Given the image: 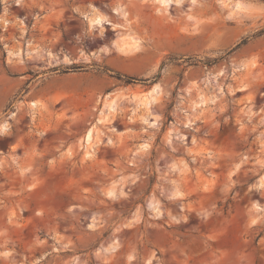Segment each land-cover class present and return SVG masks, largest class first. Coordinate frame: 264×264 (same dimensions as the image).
<instances>
[{
  "label": "rangeland",
  "instance_id": "rangeland-1",
  "mask_svg": "<svg viewBox=\"0 0 264 264\" xmlns=\"http://www.w3.org/2000/svg\"><path fill=\"white\" fill-rule=\"evenodd\" d=\"M237 1L0 0V264H264V0Z\"/></svg>",
  "mask_w": 264,
  "mask_h": 264
},
{
  "label": "bare ground",
  "instance_id": "bare-ground-1",
  "mask_svg": "<svg viewBox=\"0 0 264 264\" xmlns=\"http://www.w3.org/2000/svg\"><path fill=\"white\" fill-rule=\"evenodd\" d=\"M154 1H156L159 5H161L164 9H166V7L169 5V3L171 2V0H154ZM230 1V0H229ZM224 3L226 2V1H223ZM222 2V3H223ZM232 2H233V0H232ZM241 2L240 1H235V2H233V4L232 5H230V6H232V7H230L231 9H234V10H238V9H241V7L243 6L242 4H240ZM226 4L227 3H225V6H226ZM242 5V6H241ZM224 6V5H223ZM228 7V6H227ZM229 8V7H228ZM227 8V9H228ZM243 8V7H242ZM232 11V10H231ZM97 15V14H96ZM101 20H102V18L100 17V16H94V17H91L90 18V21L89 22H91V23H99V22H101ZM90 23V24H91ZM119 40V39H118ZM138 42H139V40L137 41L136 39H132V38H129V40L128 41H126V40H124V39H120L119 40V42L117 43V46H116V49L118 50V51H120V52H128V51H130V50H133V49H135V48H137L138 47ZM156 86L157 85H153L152 86V88L148 91V92H146V93H143V94H146L145 95V97H143L146 101H144L145 102V105H149L150 103H152L155 99H156V97H155V92H156ZM157 94V93H156ZM114 100H112L111 99V101H107L106 102V107H107V109H109V110H112V109H114ZM143 102V103H144ZM31 104L33 105L34 104V102L32 101L31 102ZM148 107V106H147ZM101 119H102V117H101ZM154 122L155 121H152V122H150V123H153L152 125H154ZM3 125V124H2ZM1 125V127H3V128H6V127H4V126H2ZM3 128H0V129H3ZM90 130L86 133V135L84 136L85 137V141H88L89 140V136H90ZM144 146H147L148 144L147 143H144L143 144ZM90 153V152H89ZM109 192H111V191H109ZM112 193V192H111Z\"/></svg>",
  "mask_w": 264,
  "mask_h": 264
},
{
  "label": "trees",
  "instance_id": "trees-1",
  "mask_svg": "<svg viewBox=\"0 0 264 264\" xmlns=\"http://www.w3.org/2000/svg\"><path fill=\"white\" fill-rule=\"evenodd\" d=\"M263 31L262 30H259L255 35H260ZM249 40V37H243L241 38L234 46H232L227 53L229 52H232V51H235L236 49H238L239 47H241L242 45L246 44L247 41ZM164 65V61H162L159 66H158V72L162 69ZM118 77H120V74H117ZM159 76V73L156 74L155 77ZM125 80L127 82H133V81H136V80H144L143 78H136V77H133V76H124Z\"/></svg>",
  "mask_w": 264,
  "mask_h": 264
},
{
  "label": "crops",
  "instance_id": "crops-1",
  "mask_svg": "<svg viewBox=\"0 0 264 264\" xmlns=\"http://www.w3.org/2000/svg\"><path fill=\"white\" fill-rule=\"evenodd\" d=\"M38 123H40L39 121H37ZM36 129L34 128H29L28 131H26L25 133L31 132V138L36 139V136L34 135ZM20 151L22 150V148L19 149Z\"/></svg>",
  "mask_w": 264,
  "mask_h": 264
}]
</instances>
